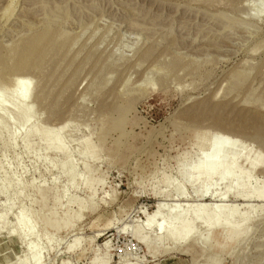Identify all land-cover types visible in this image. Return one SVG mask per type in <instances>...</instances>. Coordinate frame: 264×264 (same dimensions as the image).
Here are the masks:
<instances>
[{
    "label": "rangeland",
    "instance_id": "obj_1",
    "mask_svg": "<svg viewBox=\"0 0 264 264\" xmlns=\"http://www.w3.org/2000/svg\"><path fill=\"white\" fill-rule=\"evenodd\" d=\"M0 114V264H264V0H0Z\"/></svg>",
    "mask_w": 264,
    "mask_h": 264
},
{
    "label": "bare ground",
    "instance_id": "obj_2",
    "mask_svg": "<svg viewBox=\"0 0 264 264\" xmlns=\"http://www.w3.org/2000/svg\"><path fill=\"white\" fill-rule=\"evenodd\" d=\"M43 36H44V33L42 32V33L36 35L35 37H33L32 39H30L29 40L30 42H27V44L15 45V47L11 49V55H15V54L20 53L22 51L23 52H31L30 55H28L24 59L26 62V65L29 66L30 62L36 60L38 57H41L48 52L47 47L50 44L51 38L44 39ZM26 65L22 69H26L27 68ZM11 69L13 70L14 73H17V74H18V72L24 71L21 68H16V67L11 68ZM15 78H16V76H15ZM41 78H44L43 72L41 74ZM27 79H28L27 77H19V75H18V78L16 80L14 79L15 81H14V85H13V88H14L13 90L16 91L14 98L19 101L18 107H20L21 110H23V113L25 115L26 120H28L27 112L29 110L28 106L26 105L27 91H28V85L26 83ZM14 111H16V110H14ZM15 113H13V117L15 118V121H16L17 117L15 116ZM0 118H2L1 114H0ZM18 120L20 122H22L21 121L22 119H18ZM19 121H17V122H19ZM221 127H222V129H225V130L228 129V126H225V125L224 126L221 125ZM233 142L231 141V139H229L227 137L226 134L220 133V135H217L215 137L214 141L211 142V146H210L209 151L204 152V154L201 158V163L203 164V169L206 170L208 167H210V168H213L214 170H218L219 168H222L223 158L221 157V154H223L225 151H228L230 149V146L233 148V145H231ZM233 144H235V142ZM154 232L158 236L165 234V232H163L162 226H159ZM166 237L171 238L170 233L166 234Z\"/></svg>",
    "mask_w": 264,
    "mask_h": 264
}]
</instances>
